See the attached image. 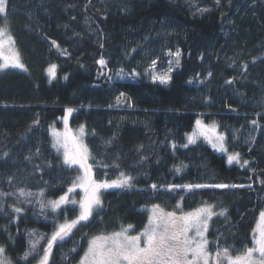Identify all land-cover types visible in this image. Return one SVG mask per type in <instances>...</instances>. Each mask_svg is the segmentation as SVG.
I'll use <instances>...</instances> for the list:
<instances>
[{"label":"trees","instance_id":"16d2710c","mask_svg":"<svg viewBox=\"0 0 264 264\" xmlns=\"http://www.w3.org/2000/svg\"><path fill=\"white\" fill-rule=\"evenodd\" d=\"M7 20L27 69L0 70V245L9 255L50 234L54 217L63 220L39 201L60 196L78 174L50 132L69 107L70 124L85 125L94 178L124 172L133 186L101 190L102 205L54 246L50 264H78L92 236L142 228L149 206L175 209L177 202L185 211L205 202L217 213L227 209L209 221L210 250L213 241L233 254L252 246L264 210V0H9ZM175 49L180 66L171 81L153 82L152 60L162 70ZM197 119L215 121L228 151L249 164H229L205 140L183 147ZM220 183L245 187L167 190ZM64 207L69 218L77 214Z\"/></svg>","mask_w":264,"mask_h":264},{"label":"snow or ice","instance_id":"6c2138e0","mask_svg":"<svg viewBox=\"0 0 264 264\" xmlns=\"http://www.w3.org/2000/svg\"><path fill=\"white\" fill-rule=\"evenodd\" d=\"M216 3L219 4V0H216ZM8 6L9 0H0V16H4L3 25L0 26V70L12 67L27 71L21 62L20 53L15 47L16 41L9 30ZM200 11H207V9ZM52 43L59 47L55 41ZM167 55L174 56L176 58L175 65L180 66L179 57L181 53L179 50L175 52L169 50ZM98 63L105 65L106 62L101 58ZM172 63L173 61L170 60L169 69L163 74L150 73L153 82L159 81L160 84L167 85L172 79L170 75ZM156 64L157 60H152L150 68L155 69ZM56 70V64H51L47 68L50 82L56 78ZM63 78L68 79L67 75ZM124 96L125 94L121 93L120 97H117V101L119 102L120 98ZM73 111L74 109L71 107L66 108L62 118L63 131L57 130L55 127L52 128V146L58 153H61L65 165L68 167L78 166L81 174L72 180L70 186L58 199L48 200L47 204L43 200L39 201L42 210L45 207H50L53 213H57L58 210L63 212V222H59L58 216L54 217L53 231L50 234H39L37 239H30L28 248L23 251L22 255L15 258L8 254L6 246L0 245V264H20L21 261L24 264H31L33 260L36 261V264H50L54 246L71 236L73 230L82 222L89 221L94 211L102 205L101 190L131 188L133 186V177L124 172H121L116 179L111 181H98L94 178L93 164L89 162L94 157L89 146L84 142L85 125L81 124L76 132H73L69 127V117ZM252 123L256 124L257 121L254 120ZM218 127L215 121L206 124L203 120L197 119L191 134H186L187 143L182 146L187 147L188 144H195L202 137L214 149L228 153L225 146L226 136L218 131ZM227 162L229 164L235 162L241 167L249 164L247 160L241 163L239 153H229ZM175 170L179 172L181 169L176 167ZM260 183L264 184V180H261ZM151 187L156 189L157 185L153 184ZM207 187L226 189L245 186L223 183L215 185L172 184L167 186V190L173 191L176 188H184L191 191L194 188ZM77 189L82 193L78 200L74 195ZM19 194L20 196L32 195L23 189L19 190ZM44 195V191L41 190L39 196L43 197ZM67 205H72L71 210L77 213L73 218H69L67 215L68 209L64 207ZM214 207V205L205 202L195 209L185 211L182 204L177 202L174 210L165 211L159 204H155L150 210L151 214L147 224L137 234H129L130 230L134 229V226L129 224L127 226L122 225L119 231L91 237L78 264H264V210L259 212L255 227L252 230V246L245 245L242 251L233 255L229 247L220 248L216 241L211 242L215 251L210 250V241L206 235L209 221L212 217L224 216L227 212V209H221L217 213L213 210ZM0 211H3V208H0ZM12 211L21 213L23 209L13 206ZM32 235L37 234L32 233ZM41 240L46 241V243L41 245ZM72 251L75 249L73 248Z\"/></svg>","mask_w":264,"mask_h":264},{"label":"rangeland","instance_id":"374dc122","mask_svg":"<svg viewBox=\"0 0 264 264\" xmlns=\"http://www.w3.org/2000/svg\"><path fill=\"white\" fill-rule=\"evenodd\" d=\"M3 21H4V16H0V26H2L3 25ZM15 47H16V45H15ZM17 49V48H16ZM178 49H175V50H173L172 52H175V51H177ZM180 58V57H179ZM175 57L174 56H168V61H167V65H166V67L164 68V69H162V70H159L158 68H155V69H151V73H156V74H163L164 72H166V71H168V69H169V61L171 60V61H173V63L171 64V67H172V70H173V68L174 67H176V65H175V63H174V61H175ZM101 65V64H100ZM106 65V64H105ZM105 65H101L103 68H105ZM9 68H12V67H9ZM105 70V72H107V70L106 69H104ZM157 82H159V81H157ZM164 85V84H163ZM64 116V115H63ZM63 116H60L59 117V119H58V121H54L53 123H51V125H50V132H51V130H52V128L53 127H55L57 130H60V131H63V129H64V124H63ZM69 127L73 130V132H76L77 130H78V128L77 127H74V126H72L71 124H70V122H69ZM195 127V126H194ZM193 127V128H194ZM193 130V129H192ZM192 130L188 133V134H191V132H192ZM51 136H52V134H51ZM198 140H204L202 137L201 138H199ZM52 142H53V137H52ZM212 146V145H211ZM56 150V149H55ZM215 150H217V149H215ZM218 151V150H217ZM57 152V151H56ZM219 152H221V151H219ZM58 153V152H57ZM223 153H225V152H223ZM229 153H231V152H229L228 151V153H225L226 155H228ZM59 155H60V157H61V159L63 160V158H62V155H61V153H58ZM76 168H77V170H78V174H77V176L78 175H80L81 173H80V171H79V169H78V166H75ZM114 180V179H113ZM99 181V180H98ZM109 181H111V180H109ZM76 193H78V195L79 196H75V198L78 200L79 198H80V195H82V193L80 192V190L79 189H77L76 190ZM64 193H62L61 195H63ZM59 197V196H58ZM58 197L57 198H55V199H58ZM151 208H152V206H149L148 207V218H149V216H150V214H151ZM164 209V208H163ZM195 209V208H194ZM172 210H174V209H165V211H172ZM192 210V209H191ZM186 211H189V210H186ZM148 218H147V221H146V223L144 224V226L147 224V222H148ZM60 222H63V220L62 221H60ZM144 226L142 227V228H139V229H133V230H130V232H129V234L130 235H135V234H137L139 231H141L143 228H144ZM119 231V230H118ZM109 233H111V232H109ZM100 234H108V233H100ZM96 235H99V234H96ZM95 236V235H94ZM93 237V236H92ZM46 243V242H45ZM86 249V248H85ZM212 251V250H211ZM83 255V253L81 254V256ZM233 255H235V254H233ZM80 256V257H81ZM79 260H80V258H79ZM78 260V261H79ZM33 264H36V261L33 263Z\"/></svg>","mask_w":264,"mask_h":264}]
</instances>
